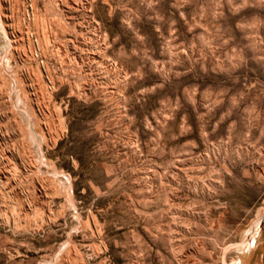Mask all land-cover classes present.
<instances>
[{"label": "rangeland", "instance_id": "374dc122", "mask_svg": "<svg viewBox=\"0 0 264 264\" xmlns=\"http://www.w3.org/2000/svg\"><path fill=\"white\" fill-rule=\"evenodd\" d=\"M0 264H264V0H0Z\"/></svg>", "mask_w": 264, "mask_h": 264}, {"label": "bare ground", "instance_id": "6f19581e", "mask_svg": "<svg viewBox=\"0 0 264 264\" xmlns=\"http://www.w3.org/2000/svg\"><path fill=\"white\" fill-rule=\"evenodd\" d=\"M251 238H253V237L251 236Z\"/></svg>", "mask_w": 264, "mask_h": 264}]
</instances>
